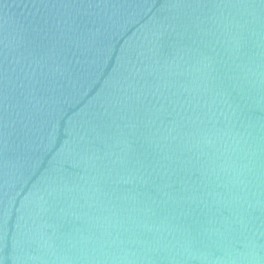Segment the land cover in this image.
Listing matches in <instances>:
<instances>
[{"label": "water", "instance_id": "1", "mask_svg": "<svg viewBox=\"0 0 264 264\" xmlns=\"http://www.w3.org/2000/svg\"><path fill=\"white\" fill-rule=\"evenodd\" d=\"M0 264H264V0H0Z\"/></svg>", "mask_w": 264, "mask_h": 264}]
</instances>
